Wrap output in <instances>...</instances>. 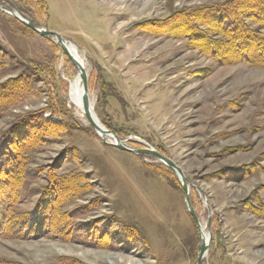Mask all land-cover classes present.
Instances as JSON below:
<instances>
[{
	"label": "rangeland",
	"instance_id": "1",
	"mask_svg": "<svg viewBox=\"0 0 264 264\" xmlns=\"http://www.w3.org/2000/svg\"><path fill=\"white\" fill-rule=\"evenodd\" d=\"M225 1L46 0L48 14L33 22L77 51L105 128L130 148H154L183 171L206 240L209 235L202 264H264V218L247 208L248 202L255 209L264 205V67L219 64L189 48L185 38L137 27ZM25 5L34 11L30 1ZM0 55L7 65L0 82L35 68L42 72L1 114L0 137L27 113L65 127L58 140L29 153L26 197L17 209L33 210L51 166L57 175H83L88 185L65 207H80L75 238L0 236V262L196 264L199 235L176 177L154 157L103 143L70 100L69 82L78 70L60 46L0 11ZM251 163L258 167L244 172ZM89 228L103 238L109 233L108 245L88 242L94 237Z\"/></svg>",
	"mask_w": 264,
	"mask_h": 264
},
{
	"label": "trees",
	"instance_id": "2",
	"mask_svg": "<svg viewBox=\"0 0 264 264\" xmlns=\"http://www.w3.org/2000/svg\"><path fill=\"white\" fill-rule=\"evenodd\" d=\"M28 1L32 3L34 11L26 7L27 0H0L9 9H18L32 21L39 20L41 14H48L46 0ZM137 27L152 34L185 38L189 48L197 49L219 64L246 62L250 66L264 67V0H227L218 5L184 8L163 20L137 23ZM2 57L0 55V77L7 68ZM35 69L36 73H20L0 82V116L7 108L17 104L38 80L36 78L42 72L39 74V70ZM64 131L62 122L42 117L38 112L19 115L1 135L0 236L36 239L48 233L65 240L75 238L73 230L79 227L73 224V217L80 207L71 210L65 207L72 199L87 192L88 185L84 183L83 175H57L51 166L43 174L46 185L38 193L33 210L26 212L17 209V205L26 197L22 190L29 174V153L45 143L58 140ZM261 156L264 157V153ZM257 167L256 163H251L243 169L246 173H252ZM170 174L175 178L172 172ZM175 181L180 188L176 178ZM249 203L247 208L256 210L264 218V205L255 209ZM89 231L94 237L86 239L88 242L100 247L108 245L106 234L109 233L103 238L98 236L97 228H89ZM72 264L83 263L73 259Z\"/></svg>",
	"mask_w": 264,
	"mask_h": 264
},
{
	"label": "water",
	"instance_id": "3",
	"mask_svg": "<svg viewBox=\"0 0 264 264\" xmlns=\"http://www.w3.org/2000/svg\"><path fill=\"white\" fill-rule=\"evenodd\" d=\"M0 11L13 19L19 21L23 24L26 28L30 29L31 31L37 33L41 37H44L55 44H58L62 49L63 53L67 56V58L71 61V63L76 67L78 70V76L82 84L83 88V97H82V108L88 124L93 128L96 135L103 141V143L116 147L119 150L129 152L133 155H142V156H151L160 161L164 166L169 168L175 175L178 183L181 186V189L184 193V202L186 205V209L188 214L190 215L199 235V247H198V255L196 259V264H202V260L206 256L207 247L209 243V235L207 236V241H204L201 236V228H200V220L197 217L194 208L190 202L189 198V188H188V180L184 175L183 171L177 166L171 159L167 158L162 153L158 152L154 148L146 146L143 144L141 148H130L126 146L122 140L118 138L114 130L105 128L100 121L98 120L93 105H91V100L87 93V74L85 68L82 64L70 54L68 50V43H70L65 37L60 35L59 33L48 30L44 27L39 26L37 23L30 20L26 17L21 11L18 9L11 10L6 7L4 4L0 2Z\"/></svg>",
	"mask_w": 264,
	"mask_h": 264
},
{
	"label": "bare ground",
	"instance_id": "4",
	"mask_svg": "<svg viewBox=\"0 0 264 264\" xmlns=\"http://www.w3.org/2000/svg\"><path fill=\"white\" fill-rule=\"evenodd\" d=\"M68 50L70 51V54L72 56H74L84 67L81 59L79 58V55L77 54V51L72 46H68ZM69 97H70V100L75 104V106L78 109L81 110L82 114L84 115L83 108H82L83 88H82V84H81V81L79 79L78 73L73 78V80L69 82ZM91 105H92V101H91ZM200 228H201V232H200L201 238L204 241H207L206 240V233H205L204 228L202 227L201 223H200Z\"/></svg>",
	"mask_w": 264,
	"mask_h": 264
}]
</instances>
